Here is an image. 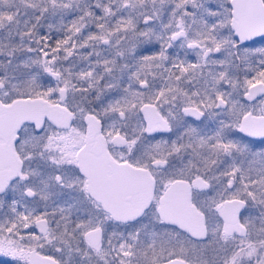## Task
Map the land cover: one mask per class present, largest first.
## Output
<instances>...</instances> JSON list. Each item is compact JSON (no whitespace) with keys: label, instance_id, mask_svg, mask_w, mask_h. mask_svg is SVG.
Here are the masks:
<instances>
[{"label":"snow or ice","instance_id":"1","mask_svg":"<svg viewBox=\"0 0 264 264\" xmlns=\"http://www.w3.org/2000/svg\"><path fill=\"white\" fill-rule=\"evenodd\" d=\"M0 264H264V0H0Z\"/></svg>","mask_w":264,"mask_h":264}]
</instances>
